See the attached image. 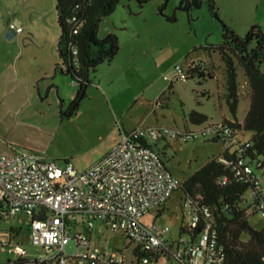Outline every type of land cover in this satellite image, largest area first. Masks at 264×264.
<instances>
[{
  "label": "rangeland",
  "instance_id": "obj_1",
  "mask_svg": "<svg viewBox=\"0 0 264 264\" xmlns=\"http://www.w3.org/2000/svg\"><path fill=\"white\" fill-rule=\"evenodd\" d=\"M180 1L169 0L161 13L164 0H120L98 30L99 39L109 34L117 36L119 54L112 63L100 64L98 72L91 74L96 83L103 78L107 86L98 90L89 87L77 118H63L53 133L45 134L43 139L33 138V144L39 146L33 149L37 155L60 167L71 163L83 172L113 149L123 128H167L198 135L186 142L171 138L157 143L156 150L164 152L166 168L183 180L223 152L221 143L206 140L200 133L209 126L235 119L230 110L225 63L215 48L223 42L224 24L240 37H245L251 26L259 25L264 35V0H213L219 18L213 15L208 0L190 11L180 8ZM5 5L13 9L12 15L17 19H24L25 34L31 29L32 48L46 53L48 61L58 58V1L0 0V8ZM193 62L204 63L213 76L206 72L205 77L196 75L185 80L176 75L177 66L187 71ZM237 69L240 97L236 119L242 122L250 106V88L243 69ZM111 103L119 113L110 111ZM192 112L203 114L208 120L195 124L191 121ZM63 115L69 116L66 112ZM249 138L250 134L244 135V140ZM261 181L264 192V174ZM30 221V215L25 213L0 216V241L20 245L32 258L44 250L31 242ZM189 221L190 210L178 194L172 196L161 214L155 209L142 219L146 225L169 226L173 237H178L181 224ZM249 223L256 229L264 227L258 213L249 217ZM85 233L90 238L91 251L98 249L107 256L122 251L125 257H131L135 245L124 231L97 220L92 232ZM75 251L76 242L71 240L66 252L71 256ZM18 258L14 247L0 245V264Z\"/></svg>",
  "mask_w": 264,
  "mask_h": 264
},
{
  "label": "built area",
  "instance_id": "obj_2",
  "mask_svg": "<svg viewBox=\"0 0 264 264\" xmlns=\"http://www.w3.org/2000/svg\"><path fill=\"white\" fill-rule=\"evenodd\" d=\"M11 27L15 28L14 25ZM79 27L80 24H75L72 31L77 33ZM16 30L22 32L21 27ZM70 49L73 56L78 54L72 44ZM200 66L204 67V64ZM175 72L186 80V71L181 66H177ZM217 129L227 136L233 134L222 124H218V128L207 127L200 133L207 137L215 134ZM197 137L194 133L167 128L122 129L116 146L83 172L71 163L60 167L29 151L2 155L1 216L30 215L31 242L44 250L30 258L37 264H149L147 259L127 258L122 251L111 256L98 249L91 251L90 238L85 231L91 233L97 220L124 231L136 246L151 252L164 251L165 256L159 264H225V254L212 224L208 223L204 231L191 240L186 235L173 237L169 226L142 222L151 211L168 203L181 186L180 179L166 168L152 144L171 138L186 142ZM244 171L252 178L257 191H262L259 210L264 220L262 181L259 176L252 175L248 166ZM181 200L190 210V221L186 225L196 228L198 211L191 200ZM42 211H48V218L33 220ZM203 212L210 216L208 209ZM71 240L76 242V251L70 256L66 247ZM0 245L14 247L19 257L29 258L26 250L10 240L0 241Z\"/></svg>",
  "mask_w": 264,
  "mask_h": 264
},
{
  "label": "trees",
  "instance_id": "obj_3",
  "mask_svg": "<svg viewBox=\"0 0 264 264\" xmlns=\"http://www.w3.org/2000/svg\"><path fill=\"white\" fill-rule=\"evenodd\" d=\"M57 1L61 28L58 43L59 57L72 80L79 84V92L72 103L77 110L86 98L84 82L87 80L88 71L95 73L100 64L112 63L119 54L120 45L117 36L109 34L104 39H99L98 30L103 19L118 7L120 0ZM168 1L164 0L161 13ZM208 1L213 15L219 18L214 1ZM202 3L203 0H181L180 8L190 11L193 6L200 7ZM74 18L76 22L73 21ZM75 24L76 26L80 24L77 33L72 31V26ZM70 44L78 50L76 56L71 54ZM215 50L219 52L225 63L230 110L235 118L234 121L225 120L221 124L232 130L233 134L227 136L221 129H217L215 134L204 137L206 140L221 143L223 152L212 158L191 177L180 180L181 186L175 194L180 195L181 199L192 201V206L199 213V223L192 229L182 223L179 235H186L194 240L198 233L203 232L206 225L210 223L217 232L219 245L223 248L225 264H264V227L256 229L249 223V217L260 214L262 191H257L252 178L244 171V167L248 166L252 170V175H257L260 179L261 174H264V35L262 28L259 25H253L245 37H240L224 24L223 42ZM237 67L245 72L250 88L248 92L250 106L242 122L236 119L237 101L240 97ZM206 72L208 69L205 64L201 67L199 63L193 62L186 71V80L196 75L205 77ZM208 75L213 76L211 72H208ZM207 120L208 118L203 114L191 113V121L195 124H203ZM209 127L218 128V125ZM245 134H250V138L244 140ZM158 142L161 141L152 144L155 150ZM156 151L162 159L164 152ZM240 162H243V165ZM248 193L250 198L247 197ZM166 206L167 203L157 208L158 214L165 211ZM204 209H208L210 216H206ZM49 215L48 211H42L34 216L33 220L48 218ZM131 256L138 261L147 259L149 264H159L165 252H151L143 246L135 245ZM7 264L37 263L30 258L19 257Z\"/></svg>",
  "mask_w": 264,
  "mask_h": 264
},
{
  "label": "crops",
  "instance_id": "obj_4",
  "mask_svg": "<svg viewBox=\"0 0 264 264\" xmlns=\"http://www.w3.org/2000/svg\"><path fill=\"white\" fill-rule=\"evenodd\" d=\"M12 14L13 9L8 5L0 8V157L22 151L36 154L33 149L39 146L34 145L32 139H43L45 134L53 133L59 120L77 118L80 109L71 114L64 109L75 100L79 84L62 66L59 51L58 58L46 60V53L32 48L34 34L31 29L25 34L24 19ZM14 24L21 27L22 32H18L13 42H8L3 35ZM90 81L92 85L85 91L86 98L89 87L98 90L107 86L103 78L96 83L91 75ZM134 98H138L137 95ZM111 106L112 113H119L112 103Z\"/></svg>",
  "mask_w": 264,
  "mask_h": 264
},
{
  "label": "water",
  "instance_id": "obj_5",
  "mask_svg": "<svg viewBox=\"0 0 264 264\" xmlns=\"http://www.w3.org/2000/svg\"><path fill=\"white\" fill-rule=\"evenodd\" d=\"M14 27L15 28H12V27L8 28L3 35L4 39L7 40L8 42H13L18 35V32L16 29H18L20 27L16 24H14ZM91 74H92V72L88 71L87 80L84 82L85 83L84 93H85L86 89L88 88V86L92 85V83L90 81ZM61 109H63V105L61 106Z\"/></svg>",
  "mask_w": 264,
  "mask_h": 264
},
{
  "label": "flooded vegetation",
  "instance_id": "obj_6",
  "mask_svg": "<svg viewBox=\"0 0 264 264\" xmlns=\"http://www.w3.org/2000/svg\"><path fill=\"white\" fill-rule=\"evenodd\" d=\"M70 108L66 111L67 113H70V112H74L75 111V108L73 107V104H70L69 106ZM66 113V114H67Z\"/></svg>",
  "mask_w": 264,
  "mask_h": 264
}]
</instances>
